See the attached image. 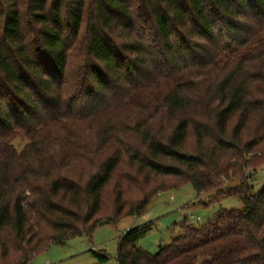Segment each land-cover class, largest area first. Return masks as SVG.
I'll use <instances>...</instances> for the list:
<instances>
[{
    "label": "trees",
    "instance_id": "trees-1",
    "mask_svg": "<svg viewBox=\"0 0 264 264\" xmlns=\"http://www.w3.org/2000/svg\"><path fill=\"white\" fill-rule=\"evenodd\" d=\"M262 34L264 0H0V248L5 257L12 243L16 253L5 264H30L188 183L204 205L238 196L243 206L221 207L204 224L185 218L155 254L139 245L155 224L133 227L115 264H264V184L255 190L264 173ZM223 37L246 45L243 54ZM166 69L194 80L172 82L152 115L125 128L109 120L96 161L75 173L82 154L66 140L79 123L141 105L145 82ZM18 137L30 140L22 150ZM110 182L115 208L105 216ZM93 253L95 264L113 261Z\"/></svg>",
    "mask_w": 264,
    "mask_h": 264
},
{
    "label": "rangeland",
    "instance_id": "rangeland-1",
    "mask_svg": "<svg viewBox=\"0 0 264 264\" xmlns=\"http://www.w3.org/2000/svg\"><path fill=\"white\" fill-rule=\"evenodd\" d=\"M250 28L251 27H248V30L244 31L245 35L249 33L247 35L249 42L251 41L250 37H252L254 33L250 31ZM262 35H260L259 38H261ZM222 40L227 43L226 46H228V48L237 50L235 55L241 56L243 54V49L244 51L246 49V45L243 46L244 48L241 46L237 48V45H232L231 39L228 37H223ZM221 49L219 54H226L229 60L235 61L233 56L234 52H232V50H226V48ZM158 58L159 57L155 58V60ZM219 60L227 61V59L224 58ZM181 76L183 75L176 74L174 70L170 69L162 71L161 76L156 72L155 81L151 79L144 84H149L150 87L141 94V105L115 106L101 112L97 117L79 123L80 127L75 131L78 136L76 138H72L71 136L66 140L68 147H70V152L80 151L82 154V161L80 160L79 165H77L73 171L75 173L80 172L79 174H81V172L89 169L96 161L97 152L94 151V149L97 148L98 145V134L107 126L109 120H111L112 124L116 126L120 125L125 128L127 127L126 125L138 121L137 119L141 115H152L154 112L153 104L159 103L157 97L161 94H165L167 87L170 86L172 82L183 85L189 80H194L193 75L190 73H185L183 78H181ZM166 77H168L170 81L165 80ZM64 133H66V131ZM63 135L65 136V134ZM14 142L15 145L22 150L30 140L18 137ZM108 151H110V149H104L102 153L106 154ZM255 180V190H259L264 184V173L261 171ZM114 191L115 182H110L105 194V216L112 214L115 208ZM134 192L133 190L130 191V193ZM127 197H130V195H127ZM242 206L243 203L238 196L226 197L220 205H204L197 200V193L193 185L188 183L179 189L159 192L148 205V209L140 215H128L117 221L99 225L91 236L83 234L73 237L63 244H52L46 251L34 257L30 264H95L96 258L93 251L99 250H104L109 253L113 258L111 264H115V255L119 238L129 229L150 222H153L155 227L152 231L142 236L139 240V245L149 253L155 254L158 252L161 243H169L173 235L178 233L177 224H180L185 218L196 225L204 224L221 207L241 208ZM11 239L13 240V238L10 237L7 241L11 243ZM9 247V252L5 257L0 248V264H5L6 260L7 262H16V253L13 250L14 244L11 243Z\"/></svg>",
    "mask_w": 264,
    "mask_h": 264
},
{
    "label": "built area",
    "instance_id": "built-area-1",
    "mask_svg": "<svg viewBox=\"0 0 264 264\" xmlns=\"http://www.w3.org/2000/svg\"><path fill=\"white\" fill-rule=\"evenodd\" d=\"M199 219V218H198ZM47 264H49V263H47Z\"/></svg>",
    "mask_w": 264,
    "mask_h": 264
}]
</instances>
